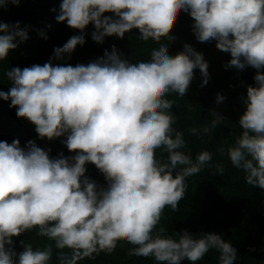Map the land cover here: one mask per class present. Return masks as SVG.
I'll return each mask as SVG.
<instances>
[{
  "label": "clouds",
  "instance_id": "9594fccd",
  "mask_svg": "<svg viewBox=\"0 0 264 264\" xmlns=\"http://www.w3.org/2000/svg\"><path fill=\"white\" fill-rule=\"evenodd\" d=\"M9 2L19 5V0H0V7ZM178 11L193 18L197 41L215 40L217 49L230 54L226 67L257 70L255 84L247 85L242 97L241 132L220 151L227 152L247 184L264 190V0H61L56 20L81 34L55 47L43 65L7 71L10 87L0 98L32 123L41 139L65 137L75 155L51 158L32 140L24 147L18 139L0 141V264H49L51 246L22 242L23 250H14L13 237L32 230L61 250L56 264H78L100 248L110 251L119 238L133 246L130 255L159 264H196L210 250L219 253V264H235L237 249L221 234L157 230L165 207L175 210L184 197L186 178L212 159L207 150L194 159L184 151L187 142L173 128L174 101L168 99L170 93L186 94L194 69L204 77L201 86L207 84L203 53L185 43L173 56L160 40L135 62L122 58L113 45L86 65L53 63L85 43L89 24L98 44L133 29L140 39L162 33L174 39L168 29ZM27 39L19 22H0V60ZM224 99L217 94V104ZM209 111L212 119L200 129L205 134L225 119ZM157 149L166 156L157 157ZM88 163L104 175L106 186L85 175ZM216 168L223 173L222 165Z\"/></svg>",
  "mask_w": 264,
  "mask_h": 264
},
{
  "label": "trees",
  "instance_id": "16d2710c",
  "mask_svg": "<svg viewBox=\"0 0 264 264\" xmlns=\"http://www.w3.org/2000/svg\"><path fill=\"white\" fill-rule=\"evenodd\" d=\"M61 0H19V5L11 2L7 7H0V22L15 25L27 30L28 39L10 50L4 60H0V91L7 92L10 87L6 73L13 67L43 65L54 55V48L62 46L67 40L80 35V31L70 28L66 23L56 20ZM107 15V14H106ZM194 20L187 13L178 11L168 32L174 37L169 40L166 34H159L156 39L145 36L138 37V30L133 29L125 33L123 38L106 37L102 44L91 39L93 25L89 24L84 30L85 43L77 45L70 56L63 60H53L55 64H88L104 55L105 50L111 51L114 45L122 58L135 62L137 57L149 55L152 45L160 40L168 43L167 51L171 55L183 51L185 43L196 51L202 52L204 59L215 45V40L207 42L197 41L193 26ZM43 33V35H42ZM46 37V38H45ZM231 59L225 53L223 66L212 76L209 75L206 85L201 86L204 77L198 69H194L186 94L181 97L176 93L168 94V99L174 101L171 112L175 117L173 128L181 131L186 140L185 152L195 158L202 150L212 154V159L197 174L186 178L187 189L178 207L173 210L165 207L157 225L166 229V235L175 231L188 229L192 233L216 232L229 241L237 249L235 264H264V190L246 183L244 173L232 166L226 149L241 132L238 125L239 116L244 111L242 97L246 96V86L254 85L253 79L256 69L247 66L239 70L227 66ZM264 72V69H261ZM217 94L225 97L217 104ZM10 101L0 98V141L11 143L18 139L21 147L30 140L37 146L49 152L51 158L61 153L65 157L75 155L63 143L65 137L48 140L41 139L35 126L26 118H20L16 109L10 106ZM215 110L225 119L222 124L209 133H202L200 129L212 119L209 110ZM196 128L197 134L190 129ZM157 157L166 156L161 149L156 150ZM217 165H222L223 173L217 172ZM179 170V169H177ZM85 175L98 186L104 187L107 181L94 164H86ZM14 250H23L22 242L32 243L34 248L52 247V258L49 264H56L59 249L55 242L40 236L35 230L13 237ZM133 247L126 240L119 238L116 245L107 251L103 248L94 250L90 257L78 261V264H159L152 257L130 255ZM65 252L70 250L65 249ZM219 253L210 250L203 259L196 264H219ZM182 264H191L185 260Z\"/></svg>",
  "mask_w": 264,
  "mask_h": 264
},
{
  "label": "rangeland",
  "instance_id": "374dc122",
  "mask_svg": "<svg viewBox=\"0 0 264 264\" xmlns=\"http://www.w3.org/2000/svg\"><path fill=\"white\" fill-rule=\"evenodd\" d=\"M215 45L211 48L210 52L205 58V60L208 62V73L210 76H212L217 70H219L223 66L224 57L226 53L217 49ZM198 71L200 70L198 69Z\"/></svg>",
  "mask_w": 264,
  "mask_h": 264
}]
</instances>
